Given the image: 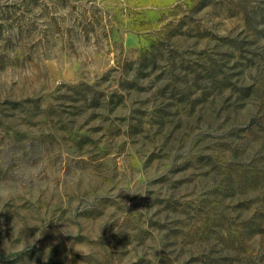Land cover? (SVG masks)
<instances>
[{"label":"rangeland","instance_id":"374dc122","mask_svg":"<svg viewBox=\"0 0 264 264\" xmlns=\"http://www.w3.org/2000/svg\"><path fill=\"white\" fill-rule=\"evenodd\" d=\"M4 182L0 264H264V0H0Z\"/></svg>","mask_w":264,"mask_h":264},{"label":"clouds","instance_id":"9594fccd","mask_svg":"<svg viewBox=\"0 0 264 264\" xmlns=\"http://www.w3.org/2000/svg\"><path fill=\"white\" fill-rule=\"evenodd\" d=\"M17 175L21 178V179H30L31 176L30 174H24L23 172H18ZM15 195V189L12 185L4 182V183H0V202H4V203H8L9 201H11L13 199ZM106 225V224H105ZM104 225L101 226V228L99 229L100 233H101V229L103 228ZM64 235H71V232L65 231V227H63L60 230Z\"/></svg>","mask_w":264,"mask_h":264}]
</instances>
